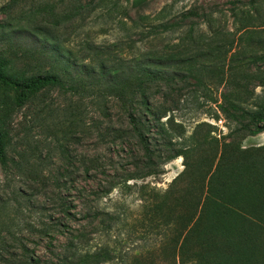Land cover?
I'll return each instance as SVG.
<instances>
[{
	"label": "rangeland",
	"instance_id": "374dc122",
	"mask_svg": "<svg viewBox=\"0 0 264 264\" xmlns=\"http://www.w3.org/2000/svg\"><path fill=\"white\" fill-rule=\"evenodd\" d=\"M131 1L82 0L83 11L76 12L70 0H0V59L7 61L11 72L21 79L64 74L69 57L70 63H84L97 72L102 61L108 65L116 63L120 49L133 55L186 43L183 39L190 27L188 22L179 23L178 19L193 9L200 16L205 15L195 29L197 34L216 31L214 43L221 45L215 51L221 50L222 54L216 53L215 62L226 61L229 65L234 56L240 59L234 62L240 66L234 74L243 80L238 82L241 85L249 82L245 90L249 104L245 105L256 109V105L264 104V84L258 79L264 65L249 63V55L264 54V0H143L141 6H132ZM172 22L176 26L169 30L154 32L143 27ZM222 45L229 51L226 59L222 58ZM213 69L214 73H204L205 87L190 80L180 93L168 94V99L179 100L174 106L164 104L167 116L162 119L169 129L168 138L178 148H187L184 141L189 146L188 138L194 132L200 140L206 135L213 138L214 144H205L195 158L204 166L230 143L239 144L242 151L264 145V132L256 136L232 134L239 127L223 113L221 106L223 95L233 92L236 85L228 66L224 73L218 67ZM63 78L67 89L46 90L22 107L15 104V91L0 84V131H7L8 156L7 166L0 164V237H24L30 253L41 264L57 262L47 249V240H41L38 234L43 224L49 226L58 217L53 202L54 177L72 161L70 170L77 176L76 187L95 190L98 181L86 178L90 162L97 160L102 164L112 158L115 163L127 164L128 160V154L118 148L115 134L121 122L125 120L122 127L126 125V119L118 115L115 97L102 100L92 87L95 74L85 76L86 84L78 87L80 94L68 90V86L75 85L70 76ZM97 87L102 88L98 83ZM157 97L163 104V98ZM131 147L128 144L126 151ZM62 148L68 150L69 160H65ZM184 170L185 158L177 157L162 167L159 176L129 184H150L157 190H166ZM92 173L97 170L92 169ZM118 190L114 189L109 198L99 203L114 211L120 220L103 232L104 240L117 250L115 260L108 264H118V257L126 259L141 249L149 257L147 262L153 264L154 258L147 250L157 249L163 231L152 229L151 207L140 199L143 193L139 188L123 193ZM75 195L72 192L68 199L76 201ZM0 254V264H22L24 260L22 250ZM155 256L158 260L159 256Z\"/></svg>",
	"mask_w": 264,
	"mask_h": 264
},
{
	"label": "trees",
	"instance_id": "16d2710c",
	"mask_svg": "<svg viewBox=\"0 0 264 264\" xmlns=\"http://www.w3.org/2000/svg\"><path fill=\"white\" fill-rule=\"evenodd\" d=\"M70 1L76 12L83 11L82 0ZM142 2L133 0L130 4L141 6ZM201 18L205 19V15L200 16L193 9L179 16L178 22H188L190 27L183 39L186 43L133 55L120 49L117 62L108 65L102 61L97 72L84 63H70L69 57L63 67L64 74L49 73L21 79L11 72L7 61L0 59V84L15 91V104L19 107L46 90L67 89L63 77L70 76L75 85L68 86V90L80 94L78 87L86 84L85 76L95 74L92 87L104 101L109 96L115 97L118 115L120 113L126 119V125L122 127L125 120L121 122L115 134L118 148L128 154V165L115 163L112 158L102 164L97 160L90 162L86 178L98 181L95 190L76 187L77 176L70 170L72 161L52 180L58 217L49 226L43 224L38 234L41 240H47V249L57 260L56 264H108L115 260L117 250L104 240L103 232L111 230L110 226L120 220L114 211L99 203L116 188L120 193L139 188L143 193L140 199L151 207L152 229L163 231L157 249H146L154 258L151 259L153 264H264V145L242 151L239 144L230 143L204 166L195 158L205 144H214L213 138L206 135L200 140L194 132L188 138L190 145L184 141L187 148H178L168 138L167 123L162 122L167 116L164 115L167 112L164 104L174 106L179 100L168 99V94L180 93L181 87L190 80L198 87H205V71L214 73L213 67H218L224 73L228 66L236 87L232 88L233 92L223 95L221 109L239 127L232 134L256 136L264 132V104L256 105V109L247 107L245 90L249 82L241 85L238 82L243 80H238L234 74V69H240L234 62L240 59L234 56L229 65L226 61L215 62L216 53L222 54L221 50L215 51L221 44L214 43L216 31L197 34L195 29ZM175 24L143 27L155 32L169 30ZM222 47L224 58L229 51L225 45ZM249 63L264 65V54L249 55ZM259 74L258 79L264 84V71L260 70ZM96 80L102 88L98 89ZM157 95L163 98V104L157 101ZM6 134V130L0 131V164L3 166L8 163ZM128 144L132 145L130 151L125 149ZM61 151L65 160H69L68 150L62 148ZM181 156L185 158V170L168 189L157 190L150 184L139 187L129 184L159 176L165 164ZM128 166L134 169L128 170ZM94 168L97 173L91 174ZM72 192L77 194L73 196L76 201L68 199ZM28 243L24 237H0V253L22 250V264H41L30 253ZM155 254L159 256L158 260ZM148 260L141 249L126 259L118 257V264H147Z\"/></svg>",
	"mask_w": 264,
	"mask_h": 264
}]
</instances>
